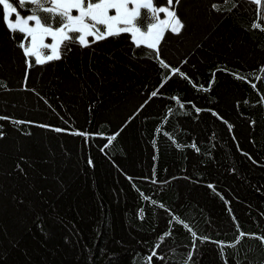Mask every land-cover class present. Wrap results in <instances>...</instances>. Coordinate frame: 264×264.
<instances>
[{
    "label": "trees",
    "instance_id": "obj_1",
    "mask_svg": "<svg viewBox=\"0 0 264 264\" xmlns=\"http://www.w3.org/2000/svg\"><path fill=\"white\" fill-rule=\"evenodd\" d=\"M258 7L174 0L169 67L125 38L28 67L0 19V264H264L258 239L217 244L264 236Z\"/></svg>",
    "mask_w": 264,
    "mask_h": 264
},
{
    "label": "snow or ice",
    "instance_id": "obj_2",
    "mask_svg": "<svg viewBox=\"0 0 264 264\" xmlns=\"http://www.w3.org/2000/svg\"><path fill=\"white\" fill-rule=\"evenodd\" d=\"M248 2L259 6L262 0H248ZM165 3L167 6L154 7L153 0H0V19L10 32L22 34L18 47L22 50L28 67L60 61L63 54L70 51L73 45L89 49L101 42L121 38L130 39L136 48L146 47L149 55H154L160 63L169 67L161 59L162 41L166 39L165 32L180 34L185 25L173 8L174 0H165ZM175 3H179V0H175ZM26 7L30 14L22 16L21 10ZM211 7L213 10H220L215 3ZM256 12V22L251 27L254 30L264 31V27L259 22L264 19V9L258 7ZM160 14H164L166 18L161 19ZM46 39H50L51 42L46 43ZM46 50H49L50 54H44ZM260 71L264 72V67ZM172 72L179 73V69H172ZM239 78L243 79V77ZM27 79L26 73L25 80ZM257 79L260 77L258 76ZM252 87L255 88L256 85L252 84ZM151 95L154 97L157 92L153 91ZM260 99L264 102V95H261ZM180 106L184 107L183 104ZM196 111L199 112L200 109ZM8 119L10 118L0 116V120ZM12 123L20 125L32 122L17 120ZM42 127L47 126L42 125ZM229 127L231 128L230 125ZM55 131L64 130L57 128ZM3 136L4 132L0 131V138ZM112 139H115V136L111 137L109 142ZM192 147L195 145L193 144ZM88 163L91 165L92 161L89 160ZM152 203L156 202L152 201ZM172 219L182 223L178 217L173 216ZM183 226L193 236V248H195L197 234L187 224ZM237 229L239 231L238 224ZM168 235L170 232L165 233L160 239L163 240ZM245 237L258 239L264 246V236L239 231L233 243L217 242L221 255H224L225 248H235ZM156 255L157 253L153 251L152 255L146 258L149 264ZM188 259H192L191 252L188 254ZM224 264H228L227 259Z\"/></svg>",
    "mask_w": 264,
    "mask_h": 264
},
{
    "label": "rangeland",
    "instance_id": "obj_3",
    "mask_svg": "<svg viewBox=\"0 0 264 264\" xmlns=\"http://www.w3.org/2000/svg\"><path fill=\"white\" fill-rule=\"evenodd\" d=\"M131 6V5H130ZM75 14V13H74ZM111 14V13H110ZM161 19H165L166 17H165V15L163 14V16H161L160 17ZM46 43H50L51 41H50V39H46V41H45ZM44 54H50V51H48L47 53H46V51H45V53Z\"/></svg>",
    "mask_w": 264,
    "mask_h": 264
}]
</instances>
